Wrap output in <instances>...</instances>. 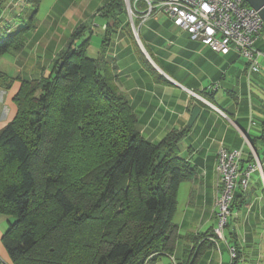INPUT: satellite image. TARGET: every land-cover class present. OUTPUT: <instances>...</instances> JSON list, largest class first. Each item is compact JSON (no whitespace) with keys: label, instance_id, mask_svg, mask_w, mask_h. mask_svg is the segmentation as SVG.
I'll list each match as a JSON object with an SVG mask.
<instances>
[{"label":"trees","instance_id":"obj_1","mask_svg":"<svg viewBox=\"0 0 264 264\" xmlns=\"http://www.w3.org/2000/svg\"><path fill=\"white\" fill-rule=\"evenodd\" d=\"M31 1L30 20L40 0ZM124 10L123 0H109L102 16L117 24ZM31 27L0 41V56L21 50ZM84 29L70 34L47 75L21 81L15 116L0 129V213L12 218L1 241L11 262L198 264L213 230L189 234L190 246L172 260L183 238L173 222L178 187L194 172L179 156L188 129L158 141L142 136L125 96L86 54L89 36L78 42ZM11 81L0 70V87ZM244 194L236 190L231 211ZM233 246L232 262L241 253Z\"/></svg>","mask_w":264,"mask_h":264},{"label":"crops","instance_id":"obj_2","mask_svg":"<svg viewBox=\"0 0 264 264\" xmlns=\"http://www.w3.org/2000/svg\"><path fill=\"white\" fill-rule=\"evenodd\" d=\"M133 1L130 7L125 2V10L116 16L114 24L102 16L109 0H51L48 12L35 18L40 0L31 20L33 3L29 6L25 0H0V41L28 22L32 25L21 50L0 56V70L12 77L7 88L0 87V129L17 111L14 97L21 81L47 75L70 34L82 24L86 28L93 17H103L98 27L101 40L97 55L88 54L90 35L86 54L98 58L100 70L125 96L137 116L139 133L158 141L172 129H188L179 142V156L194 167V172L182 181L187 183L189 199L176 223L183 238L176 242L172 260L177 262L184 247L190 246L189 234L214 232L217 151L224 147L240 149L246 159L254 153L261 170L251 174L244 204L233 208L222 239L212 237L214 244L198 264H264V57L259 70L251 72L235 51L222 54L211 50L175 26L165 12L146 14L145 1ZM96 19L87 26L90 31L99 25ZM256 46L264 49V30ZM195 106L200 111L188 126ZM11 219L0 213V264H12L1 241ZM231 245L241 251L234 262L229 258Z\"/></svg>","mask_w":264,"mask_h":264},{"label":"built area","instance_id":"obj_3","mask_svg":"<svg viewBox=\"0 0 264 264\" xmlns=\"http://www.w3.org/2000/svg\"><path fill=\"white\" fill-rule=\"evenodd\" d=\"M130 7V0H124ZM134 0L133 3H137ZM146 14L163 11L172 23L185 30L191 39L200 41L211 50L226 54L235 51L248 66L249 71L259 70L264 57L256 43L264 30V22L258 11L245 0H143ZM198 99L210 104L204 97L189 91ZM212 106V104H210ZM243 152L220 147L217 151V195L214 203L216 227L214 234L222 239L223 231L231 215L230 206L236 190L246 191L250 176L261 170L259 161L252 153V161L243 167ZM231 260L236 257V248L228 246Z\"/></svg>","mask_w":264,"mask_h":264},{"label":"rangeland","instance_id":"obj_4","mask_svg":"<svg viewBox=\"0 0 264 264\" xmlns=\"http://www.w3.org/2000/svg\"><path fill=\"white\" fill-rule=\"evenodd\" d=\"M25 1H26V3L29 6L34 2V1H31V0H25ZM50 3H51V0H42L41 4L39 3L40 5L38 6V11H37V13L35 15V18H40L41 15L44 16L48 12V8L50 6ZM123 3L126 4L124 0H123ZM93 6H94V4H92L91 8H93ZM124 7H126V5H124ZM95 19H96V16L91 19L90 23H88L87 26L90 27V24L94 23ZM102 19H103V17L97 16L96 23L99 24V25L98 26H93L92 27L93 31H90V29L86 26L84 31H82V33H81V34H83L85 36H89V35L91 36V40H90L91 41V47L88 50V54L91 55V56H96L97 55V52H96L97 51V47H98V44H99V42L101 40L100 36H99V31H98L99 28L98 27H101ZM80 35L78 37L79 40H81L83 38V37H80ZM32 79H34V78H32ZM253 174H254V172L252 173V175ZM250 179H251V177H250ZM186 185H187L186 182H182L180 184V188H179V190L177 192V209H176L175 216L173 218V222L178 223V224L180 222V219L182 218L183 211L187 207V202H188V199H189V190H188V186H186ZM229 220H230V216L228 217V223H229ZM225 229H227V227H225ZM224 256L227 257V254L225 253ZM229 258H230V255H229ZM230 261H231V258H230ZM236 264H241V263H240V261L239 262L237 261Z\"/></svg>","mask_w":264,"mask_h":264},{"label":"water","instance_id":"obj_5","mask_svg":"<svg viewBox=\"0 0 264 264\" xmlns=\"http://www.w3.org/2000/svg\"><path fill=\"white\" fill-rule=\"evenodd\" d=\"M245 2L251 6L252 8L256 9L260 16L262 17V20L264 22V0H245ZM200 111V108L198 106H195L192 110L190 119L188 121V126H191L194 120L196 119L198 113Z\"/></svg>","mask_w":264,"mask_h":264}]
</instances>
